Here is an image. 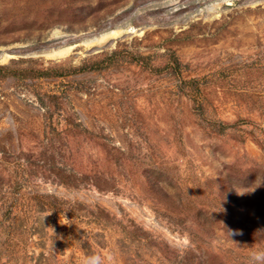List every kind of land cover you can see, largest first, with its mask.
Instances as JSON below:
<instances>
[{"label": "rangeland", "instance_id": "obj_1", "mask_svg": "<svg viewBox=\"0 0 264 264\" xmlns=\"http://www.w3.org/2000/svg\"><path fill=\"white\" fill-rule=\"evenodd\" d=\"M260 251L264 0H0V264Z\"/></svg>", "mask_w": 264, "mask_h": 264}, {"label": "bare ground", "instance_id": "obj_2", "mask_svg": "<svg viewBox=\"0 0 264 264\" xmlns=\"http://www.w3.org/2000/svg\"><path fill=\"white\" fill-rule=\"evenodd\" d=\"M118 31H110L106 34H103L99 39L94 40V42L96 43H101L107 39L113 38L115 35H117ZM71 47H67V48H63V49H59L57 51H54L52 53H50V56L52 57H64V55H66L69 51H70Z\"/></svg>", "mask_w": 264, "mask_h": 264}, {"label": "clouds", "instance_id": "obj_3", "mask_svg": "<svg viewBox=\"0 0 264 264\" xmlns=\"http://www.w3.org/2000/svg\"><path fill=\"white\" fill-rule=\"evenodd\" d=\"M253 264H264V251L254 253L252 256ZM86 264H99L98 258H90Z\"/></svg>", "mask_w": 264, "mask_h": 264}]
</instances>
